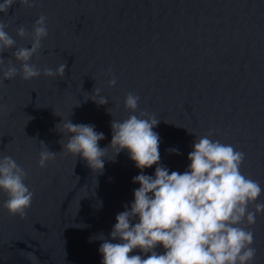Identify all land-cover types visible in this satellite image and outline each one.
Listing matches in <instances>:
<instances>
[{
	"label": "water",
	"instance_id": "obj_1",
	"mask_svg": "<svg viewBox=\"0 0 264 264\" xmlns=\"http://www.w3.org/2000/svg\"><path fill=\"white\" fill-rule=\"evenodd\" d=\"M15 9L0 16L12 20L6 31L16 46H31L16 28L30 32L44 14L49 35L31 62L41 70L67 63V71L63 78L18 75L0 84V154L28 172L34 191L23 218L2 207L7 196L0 191V264H101L103 241L89 238L102 232L110 239L141 170L126 150L105 160L102 173L63 153L40 168L39 141L60 152L63 134L55 125L70 116L103 132L98 143L105 147L110 121L132 114L124 107L128 92L140 97L136 114L160 119L153 130L161 138L160 163L170 172L186 170L195 136L211 129L212 139L246 153L241 171L264 188V0H38L33 8L17 3ZM113 76L117 83L109 87ZM94 86L107 104L88 99ZM114 155L109 150L106 158ZM155 167L143 171L154 175ZM252 229L254 264H264V214ZM137 254L148 255L131 253Z\"/></svg>",
	"mask_w": 264,
	"mask_h": 264
},
{
	"label": "clouds",
	"instance_id": "obj_2",
	"mask_svg": "<svg viewBox=\"0 0 264 264\" xmlns=\"http://www.w3.org/2000/svg\"><path fill=\"white\" fill-rule=\"evenodd\" d=\"M17 3L20 8H33L38 0H3L0 13L8 16L9 9H14V14ZM3 16H0V53L15 50L11 57L0 55V84L18 75L22 80L41 74L63 78L67 63L59 64L55 70L47 67L41 70L31 62L34 55L40 54L42 41L49 35L47 17L39 15L30 32L23 25L18 26L16 35L27 38L31 46L17 47L16 40L6 31L12 20L5 21ZM14 61L19 62V68ZM116 83L113 76L108 86ZM100 91L94 86L88 99L97 105L107 104L108 98L101 96ZM139 101L138 95L125 94L124 107L132 114L124 120L110 121L111 141L105 147L98 143L105 139L103 132H97L93 124L73 123L70 116L62 117L55 125L63 134L60 152L50 151L44 141H39L40 168H46L57 153H63L81 158L89 168L102 173L105 160L115 161L126 150L141 170L132 178L133 183H139L133 190L134 199L116 215V223L108 234L110 239L102 232L89 238V242L103 241L98 249L103 257L101 264H254L257 249L253 246L252 226L257 216L264 214V202L259 200L264 188L241 171L246 153L212 139L214 130L210 129L203 136H195L186 170L170 172L160 163L161 138L153 130L160 119L147 111L136 114ZM107 111L112 115L110 108ZM109 150L115 153L114 158H106ZM167 151L179 154L176 148ZM153 165H156L154 175L145 174L143 170ZM28 178V172L12 156L0 154V191L7 196L2 207L11 215L23 218L32 205L34 191L26 183ZM161 246L162 254L157 251ZM136 249L148 254L146 258L131 255Z\"/></svg>",
	"mask_w": 264,
	"mask_h": 264
}]
</instances>
